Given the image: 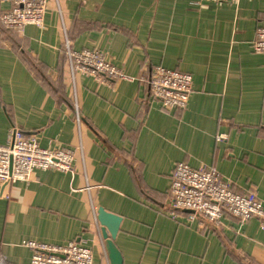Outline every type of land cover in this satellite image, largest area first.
<instances>
[{"label":"crops","instance_id":"crops-1","mask_svg":"<svg viewBox=\"0 0 264 264\" xmlns=\"http://www.w3.org/2000/svg\"><path fill=\"white\" fill-rule=\"evenodd\" d=\"M263 27L264 0H49L42 29L0 25V146L16 128L77 150L73 174L37 171L8 198L0 184V264H31L25 242H76L94 264H264L258 221L207 225L170 196L186 164L264 205ZM68 50L100 51L131 80L73 77ZM156 67L192 77L185 110L151 98L141 79ZM100 209L121 219L112 255Z\"/></svg>","mask_w":264,"mask_h":264},{"label":"built area","instance_id":"built-area-1","mask_svg":"<svg viewBox=\"0 0 264 264\" xmlns=\"http://www.w3.org/2000/svg\"><path fill=\"white\" fill-rule=\"evenodd\" d=\"M210 1L221 3L238 0ZM0 3L11 7L0 14V25L5 30L22 33L26 26L44 27L49 0H0ZM252 50L264 56V27L258 29ZM67 58L73 77L91 78L105 86L131 80L100 51L68 50ZM141 81L148 84L151 98L167 111L185 110L194 92L190 75L161 67L152 70L148 81ZM224 140L226 138L220 136L217 141L220 143ZM76 156L77 150L74 148L45 149L40 146L36 135L27 136L13 128L6 144L0 146V184L5 196L8 198L15 186L30 183L37 171L73 174ZM170 196L173 214L191 212V219L202 218L217 227L226 217L242 224L256 220L264 230L262 202L254 193H236L232 184L223 180L215 170H195L186 164H179L172 175ZM23 246L32 252L31 264H94L91 250L76 242L67 245L25 242Z\"/></svg>","mask_w":264,"mask_h":264},{"label":"water","instance_id":"water-1","mask_svg":"<svg viewBox=\"0 0 264 264\" xmlns=\"http://www.w3.org/2000/svg\"><path fill=\"white\" fill-rule=\"evenodd\" d=\"M188 215H191V212H185ZM98 221L99 224L102 226L103 229L107 230L109 233V244H108V248H109V252L112 253L114 252V248H113V243L117 238V234L119 232V224L121 222V219L118 218L117 216L111 215L106 213L103 209H100L98 211ZM207 225H209L208 222H206ZM103 233V237L106 239L107 236L105 235V232Z\"/></svg>","mask_w":264,"mask_h":264}]
</instances>
